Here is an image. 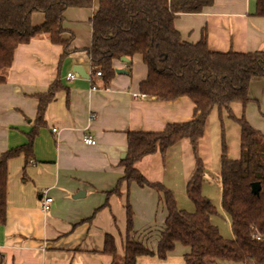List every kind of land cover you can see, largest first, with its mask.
I'll use <instances>...</instances> for the list:
<instances>
[{
  "label": "crops",
  "instance_id": "0c3cea01",
  "mask_svg": "<svg viewBox=\"0 0 264 264\" xmlns=\"http://www.w3.org/2000/svg\"><path fill=\"white\" fill-rule=\"evenodd\" d=\"M101 1L65 11L62 37L71 40V54L61 66L63 47L47 37L35 38L17 47L7 82L0 85V156L28 143L38 116L35 96L47 93L57 79L65 86L47 108L46 126L39 129L34 141V156L27 160L21 154L8 163L7 220L0 225V264H125L129 239L156 253L151 244L158 243L167 209L154 190L123 181L128 132H162L170 123L190 122L196 105L186 96L159 101L144 95L140 85L148 77V67L141 55H135L131 63L130 59L116 60L114 68L121 72H116L108 88L97 77L91 78V19ZM256 12L257 0H213L200 13L178 14L174 23L189 43L200 41L205 29L208 47L214 52L264 51V17ZM45 20V14L37 12L32 25L39 27ZM74 66H82L89 78L77 76ZM69 73L75 78L68 80ZM260 88L264 90V78H253L249 88L253 100L244 113L250 124L264 131L254 103L263 113ZM256 121L261 124L256 126ZM85 135L97 144H85ZM182 145H186L182 156L193 155L186 139L170 153H179ZM165 159L157 154L138 165L149 180L156 181L160 178L157 172L166 166ZM217 177L222 192L220 172ZM119 185L120 193H114ZM46 197L54 200L48 211L43 209ZM128 204L134 212L132 233L127 230ZM187 211L194 212L195 207ZM143 218L147 227L141 232L137 228ZM229 221L231 224L230 217ZM212 222L215 225L213 217ZM107 236L114 239L116 255L105 251ZM225 238L234 239V234Z\"/></svg>",
  "mask_w": 264,
  "mask_h": 264
},
{
  "label": "trees",
  "instance_id": "16d2710c",
  "mask_svg": "<svg viewBox=\"0 0 264 264\" xmlns=\"http://www.w3.org/2000/svg\"><path fill=\"white\" fill-rule=\"evenodd\" d=\"M92 4L93 0H0V85L7 82L17 47L35 38L47 37L63 47L61 66L71 54V40L62 37L65 11ZM212 4L213 0H102L91 19L93 37L88 53L94 69L92 79L97 77L108 88L117 72L114 62L128 58L131 63L135 55H141L148 67V77L140 85L144 95L159 101L186 96L196 105L195 117L190 122L170 123L162 132H128L123 181L154 190L167 209V218L157 252L129 239L125 264H137L142 256L166 259L178 244L188 249L183 264H264V134L244 115L236 117L233 112L235 105L245 110L251 102L252 79L264 78V51H211L205 29L197 43L184 41L175 28L177 15L200 13ZM37 12L44 13L46 20L34 27L32 16ZM256 14L264 17V0H257ZM98 70L101 75H97ZM62 89L65 86L57 79L47 93L35 96L39 100L38 116L28 143L0 156V225L7 220L8 163L21 154L27 160L34 156V141L39 129L46 126L47 108ZM214 109L220 113L227 111L241 129L240 158L230 159L223 145L220 160L222 207L230 217L234 239L223 237L213 224L217 208L203 193L206 165L199 148ZM185 139L195 157V169L187 185L194 212L180 209L174 191L162 182L149 180L138 166L149 156L160 154L164 159L173 146ZM254 183L261 185L258 194L253 191ZM119 187L114 193H120ZM127 215V230L132 233L134 212L130 204ZM105 251L116 255L111 236L106 238Z\"/></svg>",
  "mask_w": 264,
  "mask_h": 264
},
{
  "label": "rangeland",
  "instance_id": "374dc122",
  "mask_svg": "<svg viewBox=\"0 0 264 264\" xmlns=\"http://www.w3.org/2000/svg\"><path fill=\"white\" fill-rule=\"evenodd\" d=\"M263 94L264 90L261 88L258 89V95L262 97ZM252 100L253 99H251V101ZM254 103L258 110L260 118L264 122V112L261 113L259 111V105L257 104V102L254 101ZM233 112L236 117H242L243 115L245 116L244 109L239 104L233 107ZM260 124L261 121L255 122L256 126H259ZM253 127L264 134L263 130L256 128L255 126ZM240 143L241 129L238 123H236L235 120L229 117V113L227 111H223L220 113L218 109H214L208 118L207 129L205 136L200 144L199 154L205 162V173L207 174L206 178L204 177L203 181V193L213 202L214 206L217 208L218 214L213 217V221L215 223V226L219 228L220 233L223 235V237H230L231 235H233V233L228 214L222 207V192L217 177L218 172H220L222 147L223 145L227 147L228 157L230 159L237 160L241 155ZM182 146L183 148L179 149V153L175 150L174 154L170 153L172 150L167 153V159H165L167 162L166 166L159 172H157V176L159 175L160 178L158 177L159 180L156 181L162 182L166 187L169 188L170 186H172L173 188L170 189L175 192V197H177L176 200L178 205L182 208V210L187 211V208L194 207L193 203L187 196L186 187L188 183L187 179H190V175L195 169V157L194 155H190L189 152L182 156L180 152L186 147V145ZM154 209L156 211V208ZM145 223L146 221L143 218L137 229L141 232L145 231L147 227ZM151 246L156 249L157 252L158 243L156 241H153ZM185 248L186 247L182 245L176 246V248L168 255L166 259H160L155 256L139 257L138 264H183V255L185 251H187V249Z\"/></svg>",
  "mask_w": 264,
  "mask_h": 264
},
{
  "label": "built area",
  "instance_id": "2783aa9c",
  "mask_svg": "<svg viewBox=\"0 0 264 264\" xmlns=\"http://www.w3.org/2000/svg\"><path fill=\"white\" fill-rule=\"evenodd\" d=\"M97 75H101V72L99 70L97 72ZM75 76H76L75 74L69 73L67 75V79L68 80H72L73 78H75ZM93 88L97 89L96 86H94ZM137 96L138 95H135V97H137ZM141 96H143V95H141ZM93 117H94V115H93ZM54 132H56V129H54ZM83 139H84V143L87 144V145H95V144H97L96 140H94L92 137H90L88 135H85ZM53 201L54 200L52 198L46 197L44 199V202H43V209L48 211L50 209L51 205L53 204Z\"/></svg>",
  "mask_w": 264,
  "mask_h": 264
},
{
  "label": "water",
  "instance_id": "95a60500",
  "mask_svg": "<svg viewBox=\"0 0 264 264\" xmlns=\"http://www.w3.org/2000/svg\"><path fill=\"white\" fill-rule=\"evenodd\" d=\"M121 61H124V62H127L128 61V58H122ZM73 72L77 75V76H81L83 78H86L88 79L89 78V75L86 73V71L83 69L82 66H74L73 68ZM117 72H121V71H117ZM260 189H261V185L260 183H254L253 184V191L255 193H259L260 192ZM81 194V193H80ZM80 194L78 197H80ZM83 194V193H82Z\"/></svg>",
  "mask_w": 264,
  "mask_h": 264
}]
</instances>
